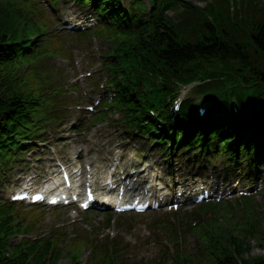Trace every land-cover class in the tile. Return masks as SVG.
Masks as SVG:
<instances>
[{
    "label": "trees",
    "instance_id": "trees-1",
    "mask_svg": "<svg viewBox=\"0 0 264 264\" xmlns=\"http://www.w3.org/2000/svg\"><path fill=\"white\" fill-rule=\"evenodd\" d=\"M54 1L49 0L52 6ZM76 1L83 6L91 4L97 14L113 20L112 26L106 23L84 34L108 42L109 79L120 121L162 145L171 142L196 151L217 142L219 150L236 161L243 156L264 158L261 0H240L235 14L230 0H212L205 7L186 0H150V9L143 0H134L132 10L119 13V0ZM233 3L236 6V0ZM55 23L37 0H0V162L9 167L15 164L14 148L22 153L25 141L40 134L43 114L55 111L51 107L55 100L49 93L57 90L51 76L41 71L46 58L61 54L56 46L60 33L52 30ZM232 74L237 78H230ZM207 79L211 82L196 88L209 103L204 120L198 116L196 100L188 98L170 121L167 98L177 92V85ZM48 86L53 89L49 91ZM233 98L240 105L239 118L230 106ZM159 106L158 117H152L148 108ZM249 122L257 131L261 128L260 141L242 136L231 126L246 128ZM200 123H204L203 129ZM15 208L0 202V264H58L64 257H69L67 264H81L80 251H67L62 246L66 241L63 233L14 243L17 234L30 233ZM201 238V258L178 254L171 264H264V257L246 258L249 248L245 236L241 239L231 230L209 229ZM259 242L264 249V234ZM94 250H100L101 255H95L93 264H124L117 248L97 242Z\"/></svg>",
    "mask_w": 264,
    "mask_h": 264
},
{
    "label": "rangeland",
    "instance_id": "rangeland-1",
    "mask_svg": "<svg viewBox=\"0 0 264 264\" xmlns=\"http://www.w3.org/2000/svg\"><path fill=\"white\" fill-rule=\"evenodd\" d=\"M189 1L204 6L210 0ZM59 10L64 21L68 24L76 22L80 15L78 14L77 9L71 5L69 7L60 6ZM97 46L98 42L96 40L88 39L87 41L76 45L78 49L73 53L71 61L63 62L61 58H55L51 59L49 62L50 66L59 72V80L63 82V84L65 82L72 84L71 81L78 77L81 92L87 97H90L89 92L93 83L89 78L94 79L96 77L95 65L98 58ZM87 72H91L92 76L87 77ZM69 99L72 100L73 103L76 102L78 104L77 97L73 98L70 95ZM83 111H85V109H83ZM69 114L76 115L71 121L72 126L68 124L57 131L56 135L49 133L48 141L42 144L40 148L41 151L39 152L41 155L37 157V160H35L33 156L29 157L33 162L35 161L34 163L36 166H41L40 164L42 162L53 165L60 159L67 160L70 157L76 158L79 155L84 157L83 160H95V157L101 156L104 158V161H108L113 165H118L120 161L122 162L121 166L132 162L145 163L144 166H146L147 169L144 171L143 168L142 171H144V175L141 179H148L162 190L175 183L181 184L180 189L187 190L190 185H195V182L200 185L205 181L209 182L215 180L217 183H221L224 180L225 174L223 173V169H221L220 159H213L215 162L211 164L210 168L207 170L208 172H205L200 177L196 178L198 174H196V171L193 169V165L185 164V161L177 159L178 157L175 158V164L173 163L174 165L169 167L170 160L165 163V160L161 158V154L155 149V144L140 139H137L138 141L133 140L135 142L129 144L132 140L119 137L117 132L110 129L108 123L90 126L91 117L89 114L78 111L71 112L68 109L66 116ZM60 124L61 123L59 122V125ZM75 125L78 128L77 131L73 129V126ZM56 128H58V125L55 124L52 129ZM45 135L47 137V132ZM145 143L148 146H146ZM142 147L147 150L140 154L138 151L141 150ZM94 150H99L100 152ZM109 150L114 154L123 153L125 157L122 159H119L116 156L109 157ZM87 168H89V166H87ZM170 170H172L171 176L168 173ZM207 173H210L209 177L207 176ZM158 176L159 180L157 178ZM237 176L233 178V181L237 180ZM236 185L239 188L251 189L252 187H258L259 190L264 186L262 183H251L244 177ZM231 187L232 184H229V186L223 189L231 191ZM223 189L219 188L220 191ZM238 195V192L231 191L230 194L226 195L225 199L231 198L233 201H236ZM256 195L257 198L254 199L253 209L256 210L257 208H260L264 211V194L259 191ZM226 201H228V199ZM196 208L197 206H195V204L187 205L182 213L190 212ZM41 209L42 210L40 211H34L29 206L23 205L19 211L21 215L26 217L27 221L38 225V231L36 232L37 235H43L45 233L50 234L53 226L58 223H64L72 230L74 229L72 224L75 223L78 227V233H82V231L87 232V230L90 229L89 224L94 225L95 230L98 231L102 237H119L124 242L131 243L133 248L130 252H125V255H129L130 253L135 261L157 257V253L161 248V244L158 243V241H165L168 236L167 229L158 227L163 219L171 221L173 225H179V220L177 218L181 219L180 215L173 214V212H170L167 208H162L155 212H148L140 215H113L116 216V218H114L111 225L109 224V227H106V213L104 212L85 216L83 211L79 210L76 205L60 209L43 206ZM215 216V213L204 215L207 219H212ZM219 217L224 219L222 213ZM246 217V215L238 213L232 219L238 226H240L246 221ZM195 222H198L196 226H200V229L204 230V225L206 224L205 219H202L201 221L197 219ZM224 223H226V221ZM243 227H235V230L238 233H241L240 231ZM257 246L258 244L254 242L253 247H256V249L253 253H263ZM85 251H87V249ZM65 263L66 260L60 261V264Z\"/></svg>",
    "mask_w": 264,
    "mask_h": 264
},
{
    "label": "bare ground",
    "instance_id": "bare-ground-1",
    "mask_svg": "<svg viewBox=\"0 0 264 264\" xmlns=\"http://www.w3.org/2000/svg\"><path fill=\"white\" fill-rule=\"evenodd\" d=\"M245 159H247V157H246ZM106 167H107V164H102V165H100V168H102V169H104V168H106ZM104 201H106V200L104 199Z\"/></svg>",
    "mask_w": 264,
    "mask_h": 264
},
{
    "label": "snow or ice",
    "instance_id": "snow-or-ice-1",
    "mask_svg": "<svg viewBox=\"0 0 264 264\" xmlns=\"http://www.w3.org/2000/svg\"><path fill=\"white\" fill-rule=\"evenodd\" d=\"M87 205H85V207H86Z\"/></svg>",
    "mask_w": 264,
    "mask_h": 264
}]
</instances>
